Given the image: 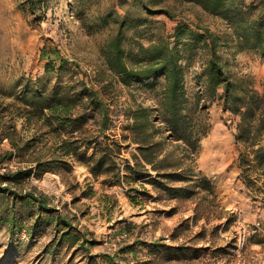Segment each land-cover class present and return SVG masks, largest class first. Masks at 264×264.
<instances>
[{
	"label": "rangeland",
	"instance_id": "rangeland-1",
	"mask_svg": "<svg viewBox=\"0 0 264 264\" xmlns=\"http://www.w3.org/2000/svg\"><path fill=\"white\" fill-rule=\"evenodd\" d=\"M158 6L168 9L173 18L152 15L160 24L150 30L168 33L178 18L207 26L220 36L218 51L228 69L249 77L264 95V57L252 50H237L233 31L223 18L191 1L161 0ZM110 9L122 12L119 0H40L35 11L26 0H0V153L12 148L2 132L29 142L27 151H14L0 161V171L33 166L37 157L63 156L68 164L40 176L31 174L22 185L49 196L74 230L90 239L68 245L55 241L52 225L30 235L25 230L9 234L0 223V264H264V173L253 170V184L245 183L237 162L243 144L234 138L239 116L224 109L220 99L209 100L202 94L191 105L206 130L193 157L185 158L196 180L172 182L193 189L188 197H169L147 182V176L121 177L115 184H109L105 175L93 176L85 164L59 153L56 145L64 134L36 123V117L26 112L17 96L20 83L42 74L47 60H68L71 67L62 70L60 81L83 79L99 86L96 72L105 69L101 46L115 28L112 19L103 25L100 18ZM127 34L146 43L149 33L134 35L128 29ZM203 55L197 50L192 59H182L191 100L202 91L198 79ZM104 77L112 82L103 93L109 114L105 133L121 143L117 160L123 166L135 151V143L124 137L129 134L126 107L139 102L150 106L156 116L158 86L152 89L146 81L124 85L106 69ZM155 123L163 129L159 119ZM97 124L89 119L85 128L95 132ZM177 144L183 142L167 140L165 147L181 152ZM199 177L205 179L204 186L198 184ZM256 221L262 229L255 227Z\"/></svg>",
	"mask_w": 264,
	"mask_h": 264
},
{
	"label": "trees",
	"instance_id": "trees-1",
	"mask_svg": "<svg viewBox=\"0 0 264 264\" xmlns=\"http://www.w3.org/2000/svg\"><path fill=\"white\" fill-rule=\"evenodd\" d=\"M184 1L195 2L205 11L223 18L233 31L237 50H252L264 57V0ZM26 2L28 8L35 11L40 0ZM160 2L119 0L122 12L110 9L100 18L103 25L109 19L115 23L114 31L101 46L105 69L113 79L124 85L146 81L152 89L158 86L154 92L158 102L156 116L151 114L150 106L139 102L126 107L128 122L125 127L129 134L124 137L135 143L131 161L126 158L121 166L117 157L122 145L105 133L109 114L107 97L103 93L112 82L105 79L104 68L96 72L95 82L99 86L95 87L83 79L74 83L60 81L62 70L71 67L68 60H47L42 74L20 83L18 98L24 103L26 112L36 117V123L64 134L56 145L59 153L85 164L93 176L105 175L109 184L120 182L121 177L136 180L147 176V182L169 197H188L194 193L188 185L172 184L196 180L192 177L195 172L185 158L193 157L206 130L191 105L198 103L202 94L209 100L220 99L224 109L239 116L234 138L243 144V148L238 152L237 162L245 183L252 185L251 172L259 169L258 174L264 173V145L261 143L264 95L249 77L236 75L228 69L227 60L218 51L220 36L207 26L178 18L170 32H154L153 26L157 27L160 22L151 18L152 15L164 13L173 18L168 9L158 6ZM128 29H132L134 35L149 33L147 42L127 34ZM197 50L204 51L201 79H198L202 91L191 100L184 85L182 59H192ZM53 75L58 78L51 80ZM160 76L162 80H158ZM89 119L98 121L95 132L85 128ZM155 119L163 123V129ZM164 130L168 132L163 134ZM2 135L9 139L12 148L0 153V161L14 151L28 150V141H18L10 132H2ZM167 140H181L183 144H177L182 147L181 152L167 149ZM33 163V166L0 171V223L5 225L9 234L25 230L33 235L52 225L58 243L66 241L73 245L80 239L90 240L79 230H74L71 220L49 200V196L22 185L31 174L40 176L46 170L59 169L68 164L66 160L63 156L37 157ZM151 170L154 175H150ZM198 184L204 186L205 179L199 177Z\"/></svg>",
	"mask_w": 264,
	"mask_h": 264
},
{
	"label": "built area",
	"instance_id": "built-area-1",
	"mask_svg": "<svg viewBox=\"0 0 264 264\" xmlns=\"http://www.w3.org/2000/svg\"><path fill=\"white\" fill-rule=\"evenodd\" d=\"M254 225H255V227H256L257 229H262L261 226H260L259 221L254 222ZM125 234H126V233H122L121 236H124Z\"/></svg>",
	"mask_w": 264,
	"mask_h": 264
}]
</instances>
